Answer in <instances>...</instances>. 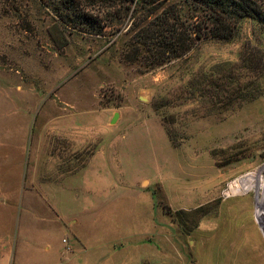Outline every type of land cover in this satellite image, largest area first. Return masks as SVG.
Listing matches in <instances>:
<instances>
[{
  "label": "rangeland",
  "instance_id": "1",
  "mask_svg": "<svg viewBox=\"0 0 264 264\" xmlns=\"http://www.w3.org/2000/svg\"><path fill=\"white\" fill-rule=\"evenodd\" d=\"M59 1L0 0V156L19 160L20 139L51 137L55 113L74 110L99 127L120 112L122 134L142 137L105 177L112 193L128 201L133 188L141 217L153 198L159 230L188 264H264L263 201V221L255 214L264 200V0H249L255 15L239 19L231 39L196 40L162 64L135 38L152 19L145 5L96 6L91 30L69 12L61 22ZM161 2L184 23L204 16L192 0ZM67 146L64 161L94 150ZM250 175L261 189L238 187Z\"/></svg>",
  "mask_w": 264,
  "mask_h": 264
},
{
  "label": "crops",
  "instance_id": "2",
  "mask_svg": "<svg viewBox=\"0 0 264 264\" xmlns=\"http://www.w3.org/2000/svg\"><path fill=\"white\" fill-rule=\"evenodd\" d=\"M65 112L53 114L51 137L14 145L17 162L0 156V264H188V252L173 248L159 230L153 198L142 200L149 208L141 217L133 188L124 201L106 183L142 136L122 134L120 112L99 127L74 118V110ZM122 140L131 151L118 148ZM64 144L67 152L94 150L79 163L64 161ZM136 186L140 190L138 181ZM125 204L128 213L121 209Z\"/></svg>",
  "mask_w": 264,
  "mask_h": 264
},
{
  "label": "trees",
  "instance_id": "3",
  "mask_svg": "<svg viewBox=\"0 0 264 264\" xmlns=\"http://www.w3.org/2000/svg\"><path fill=\"white\" fill-rule=\"evenodd\" d=\"M88 1L93 7L85 12L81 10L83 3L79 0H60L58 9L62 12L57 15L61 17V22L72 14L76 18V25H85L95 30L99 20L94 17L95 14L92 11H95L96 6L106 10H112L118 4L124 5L125 3L143 4L144 8L148 7L149 17L152 19L138 28L135 38L145 47V51L154 57L155 64H162L182 56L194 46L196 40L208 37L229 40L235 34L239 19L255 15V10L249 0H192L195 3L193 10L198 9L195 13H201L204 16L201 18L199 14H193L190 20H186L187 23L183 22L185 15L180 11L172 6H161L162 0Z\"/></svg>",
  "mask_w": 264,
  "mask_h": 264
},
{
  "label": "bare ground",
  "instance_id": "4",
  "mask_svg": "<svg viewBox=\"0 0 264 264\" xmlns=\"http://www.w3.org/2000/svg\"><path fill=\"white\" fill-rule=\"evenodd\" d=\"M264 171V170H263ZM255 177H252L251 178V175L249 176V179H245V180H243L242 182H240L239 184H238V187L239 188H241V187H246L245 189H247V190H249V191H251V189H254L255 187H257L258 188V190L259 189H261V187H263L262 185H261V176L259 175V179H258V181H257V184H256V182H255V180H253ZM264 181V180H263ZM238 183V182H237ZM253 183H255L256 185H254L253 186ZM237 187V188H238ZM237 188L235 187H233V189H232V191L233 192H236V190H237ZM261 201H263L264 202V200L263 199H259L258 200V202H257V212L255 213L256 214V216L260 219V220H262L263 221V218H262V216H261V212H262V207H263V204H262V202Z\"/></svg>",
  "mask_w": 264,
  "mask_h": 264
},
{
  "label": "water",
  "instance_id": "5",
  "mask_svg": "<svg viewBox=\"0 0 264 264\" xmlns=\"http://www.w3.org/2000/svg\"><path fill=\"white\" fill-rule=\"evenodd\" d=\"M118 118H119V114L116 113V114L113 116L112 123L115 124V123L117 122Z\"/></svg>",
  "mask_w": 264,
  "mask_h": 264
}]
</instances>
